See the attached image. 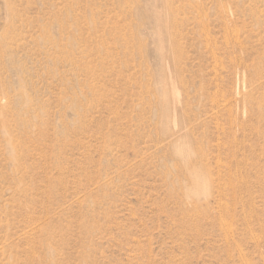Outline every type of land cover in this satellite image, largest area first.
I'll return each mask as SVG.
<instances>
[{"label":"rangeland","instance_id":"374dc122","mask_svg":"<svg viewBox=\"0 0 264 264\" xmlns=\"http://www.w3.org/2000/svg\"><path fill=\"white\" fill-rule=\"evenodd\" d=\"M0 264H264V0H0Z\"/></svg>","mask_w":264,"mask_h":264}]
</instances>
